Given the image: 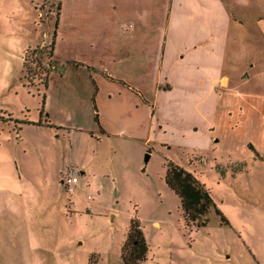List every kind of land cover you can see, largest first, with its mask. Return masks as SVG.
I'll list each match as a JSON object with an SVG mask.
<instances>
[{
	"label": "rangeland",
	"instance_id": "374dc122",
	"mask_svg": "<svg viewBox=\"0 0 264 264\" xmlns=\"http://www.w3.org/2000/svg\"><path fill=\"white\" fill-rule=\"evenodd\" d=\"M61 1L0 0V173L4 138L6 152L18 160L24 187L47 192L52 204L48 202L45 218L38 205L45 200H33L39 238L30 245L27 231L24 242L5 238L13 232L3 224L9 216L0 212V264H123L122 246L133 218L140 220L149 244L140 264H264V158L230 150L245 136L257 140L264 153L261 117L249 112L241 134L222 137L217 149L176 140L148 145L118 134L101 138L92 114L96 96L88 102L80 98L86 86L66 62L64 39L59 45L61 65L52 69L47 89L28 83L25 51L38 44H46L48 51ZM244 3L245 29L251 31L264 14V0ZM46 51L43 66L37 65L32 74L34 84H42L45 77ZM260 79H253L250 89L264 90V71ZM44 90V115L49 111L64 126L27 122L18 133L14 117L39 120ZM99 101L105 105L103 98ZM68 123L84 126L74 132ZM170 160L205 183L224 218L213 208L206 224L186 222L181 196L166 180ZM71 163L79 169L86 163L90 169L86 174L80 170L73 194L62 181Z\"/></svg>",
	"mask_w": 264,
	"mask_h": 264
},
{
	"label": "crops",
	"instance_id": "0c3cea01",
	"mask_svg": "<svg viewBox=\"0 0 264 264\" xmlns=\"http://www.w3.org/2000/svg\"><path fill=\"white\" fill-rule=\"evenodd\" d=\"M60 5L54 68L61 65L64 39L66 62L87 88L80 98L88 102L96 96L92 114L101 138L118 134L148 145L176 140L217 149L222 137L241 134L251 111L261 117L264 134V90L249 87L253 79L263 80L264 14L247 31L244 0H62ZM45 112L46 105L42 127L64 126ZM68 124L74 132L84 126ZM4 140L0 212L9 216L3 224L13 232L5 238L30 245L39 238L33 200H45L38 201L44 212L52 204L47 192L24 187L18 160L6 152ZM236 142L230 150L264 158L252 137ZM81 166L83 174L89 172L86 163Z\"/></svg>",
	"mask_w": 264,
	"mask_h": 264
},
{
	"label": "trees",
	"instance_id": "16d2710c",
	"mask_svg": "<svg viewBox=\"0 0 264 264\" xmlns=\"http://www.w3.org/2000/svg\"><path fill=\"white\" fill-rule=\"evenodd\" d=\"M60 5V4H59ZM59 24V14L55 20V28L53 31L52 40L49 44L50 48L46 51V44H38L30 46L24 55V64L26 69V76L29 78V84L31 85H44V89L49 86V78L53 66L57 62L55 58V43L57 37V28ZM49 54V66L46 67L45 77L42 78V84L32 83V74L37 73V65L43 66L44 52ZM36 63V66L29 64V60ZM47 99V91L43 92V103L41 113L45 111ZM17 127L20 129L23 123L33 122L29 119L14 118ZM36 123H42L41 120ZM49 124L54 125L49 122ZM166 180L168 184L175 189V191L181 196L182 207L186 222L188 224L203 225L209 221L208 213L211 209L216 208L218 213L222 214V211L217 207L216 202L211 194L209 188L203 183L196 174L189 169L176 163L172 160L167 163ZM224 218V215L222 214ZM149 251V244L144 234L141 222L138 218H133L131 225L129 226L127 237L122 246V259L123 264H140L141 260L147 256Z\"/></svg>",
	"mask_w": 264,
	"mask_h": 264
},
{
	"label": "built area",
	"instance_id": "2783aa9c",
	"mask_svg": "<svg viewBox=\"0 0 264 264\" xmlns=\"http://www.w3.org/2000/svg\"><path fill=\"white\" fill-rule=\"evenodd\" d=\"M80 170L81 169H79L76 164L71 163L63 177L66 189L72 194L76 191V184L79 182Z\"/></svg>",
	"mask_w": 264,
	"mask_h": 264
}]
</instances>
